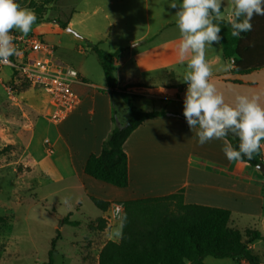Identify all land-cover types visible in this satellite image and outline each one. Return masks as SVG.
I'll list each match as a JSON object with an SVG mask.
<instances>
[{"label":"crops","instance_id":"0c3cea01","mask_svg":"<svg viewBox=\"0 0 264 264\" xmlns=\"http://www.w3.org/2000/svg\"><path fill=\"white\" fill-rule=\"evenodd\" d=\"M228 3L230 10L227 18L219 17V20L229 22L234 0H228ZM222 8L221 14L225 12L223 5ZM220 25L231 28L229 24ZM260 34H264L262 22L256 27V37ZM145 36L130 40L133 47L118 48L123 49L120 58L115 61L118 87L133 84L147 86L146 89L128 90L133 95L134 107L142 112L164 111L167 114L145 121L125 142L123 148L129 162V186L117 188L84 173L87 159L92 154H100L103 142L115 128L113 118L115 112L119 114L118 107L122 100L114 99L109 94L106 81L93 80L96 78L89 76L80 63L72 65L80 73L81 80L73 84L80 103L62 123L55 124L50 120L45 104H28L23 98L24 101L20 99L12 101L13 105L20 108L27 117L24 154L28 164L42 179L54 182L75 180L76 188L82 191L85 198L89 199L90 195L110 202V208L106 212L100 210L101 214L96 218H106L111 209H115L113 214L118 210L122 211V204L126 201L167 196L181 189L185 190L186 204L226 208L231 210L233 215L238 212L258 218L264 217L263 170L253 168L244 162L228 161L223 152L224 146L229 144L226 138L212 139L203 145L198 142L199 129H191L187 121L176 116H184L183 113L170 108L175 103L183 104L185 85H175L174 87L179 90L175 95L152 93L155 92L153 82L152 79H146V75L172 68L170 75L177 76L173 67L181 64L177 55L179 38L136 51L141 42L134 43L142 41ZM238 39L239 37L234 39L235 55L229 58L231 66L228 67V72L213 74L211 82L216 86L218 93L224 96L225 102L231 106H235L237 95H246L249 98L259 97L258 103L264 107V67L244 75L230 74L235 60L239 59L236 54ZM252 46V59L256 64H263L264 45ZM54 47L57 60L63 65L71 66L58 54L57 47ZM118 49L105 51L115 52ZM220 60L218 54L209 61L210 66ZM129 64L132 67H128ZM234 78L244 83L235 84L227 81ZM122 122L121 118V127ZM263 144L264 140L261 141V145ZM68 187L75 188L71 187V184ZM91 234L90 238L95 241L91 243L90 250L97 260L95 263L98 264L100 251L106 244V242L101 244V238L106 237L109 230L107 228L103 231L93 230ZM108 241L116 240L108 236Z\"/></svg>","mask_w":264,"mask_h":264},{"label":"rangeland","instance_id":"374dc122","mask_svg":"<svg viewBox=\"0 0 264 264\" xmlns=\"http://www.w3.org/2000/svg\"><path fill=\"white\" fill-rule=\"evenodd\" d=\"M17 2L32 11L35 6L42 10L44 21L34 24L28 34L43 38L56 46L58 54L65 58L71 67L78 63L83 65L88 75L96 78L93 80L106 81L96 53L88 49L84 39L91 40L99 44L100 48L109 51L125 46L133 47L130 40L148 34L142 41L134 43L141 42L136 51H142L151 45L180 38L175 16L179 8H171L170 0ZM220 2L225 8L220 18H227L230 10L228 0ZM57 21H69L68 28L74 32H69L68 28L63 29ZM219 26L222 46L213 44V47L206 46L205 50L207 61L220 54L221 60L211 66L213 74L226 72L231 66L230 59L235 55V37L231 35V28L220 23ZM186 63L173 67L177 72L174 77L170 75L172 68L146 75V79H152L155 89L152 93L175 95L179 90L174 86L182 84L186 86L183 91L185 97L187 85L180 79L186 71ZM131 64L128 67H132ZM226 64L229 66L224 70L223 66ZM10 72L9 68H4L0 73L3 80L0 82V149L9 145L13 147L9 153L0 157V264H48L54 238L56 244L52 256L53 264H96L95 255L90 250L91 243L95 240L90 238V235L93 227L99 225L96 217L101 211L76 188L75 180L54 182L42 179L28 164L24 154L27 117L12 101L20 99L28 104L48 105L49 96L45 90L34 87L10 93ZM167 74L169 76H166ZM170 108L183 113V104L175 103ZM69 184L75 188L71 189ZM113 210L115 209H111L107 217L103 218L109 234L106 235L107 238L102 236L101 244L108 241V236L116 241L119 238L120 219L115 217ZM65 217H69L70 221H78L79 226L64 225L62 219ZM233 217L232 226L241 233L250 228L257 229L264 235V217L258 218L238 212L234 213ZM255 243L254 248L253 245L251 248L263 264L264 239ZM204 264L247 263L243 260L216 259L209 256L205 258Z\"/></svg>","mask_w":264,"mask_h":264},{"label":"trees","instance_id":"16d2710c","mask_svg":"<svg viewBox=\"0 0 264 264\" xmlns=\"http://www.w3.org/2000/svg\"><path fill=\"white\" fill-rule=\"evenodd\" d=\"M34 8L37 20L44 21L42 10ZM223 8L221 9V13ZM217 23L229 24L225 20ZM264 23V16L254 15L252 30L242 33L237 41L236 59L230 72L233 76L248 74L264 67L252 59V45H264V34L256 37L258 23ZM67 29L70 22L57 21ZM15 30V29H13ZM18 31V30H16ZM88 48L94 51L103 68L109 94L115 99L120 98L125 104V118L120 126V115L115 112L113 122L115 128L103 142L100 154H92L86 161L84 173L98 181L117 188L129 186V162L124 151V144L130 135L145 121L166 116L164 111L142 112L134 107L133 95L129 89H146L142 84L118 87L115 61L120 58L123 49L106 52L88 39H84ZM229 82L243 84L238 78ZM25 84L23 88L27 89ZM24 90V89H23ZM185 120L184 116L176 115ZM124 125V126H123ZM229 144L238 150L239 140L233 136L226 138ZM13 149L6 146L0 149V157ZM238 162L247 163L256 168L262 163L261 151L253 154L252 159L246 157ZM264 175V169H263ZM185 190L161 197H148L126 201L122 204L120 216L121 235L118 241H108L100 251L98 264H204L206 257L216 259H232L245 261L247 264H262L251 246L264 239L257 229H246L241 233L233 228V213L226 208L186 204ZM91 202L102 212H106L111 203L94 196H88ZM99 225L94 230L105 229V219L98 218ZM62 223L78 227V221H70L69 217ZM56 238L52 241L48 264H53ZM264 264V263H263Z\"/></svg>","mask_w":264,"mask_h":264},{"label":"clouds","instance_id":"9594fccd","mask_svg":"<svg viewBox=\"0 0 264 264\" xmlns=\"http://www.w3.org/2000/svg\"><path fill=\"white\" fill-rule=\"evenodd\" d=\"M170 7L179 8L176 26L180 33L177 55L186 63L182 79L187 85L183 100V115L191 129L198 128V142L203 145L212 139L230 135L239 140L238 150L226 144L223 152L228 161L249 160L261 149L264 140V107L259 97L237 95L235 106L225 102L211 82L210 62L205 58L206 46L220 45L221 27L216 21L221 16L220 0H170ZM254 15L264 16V0H234L229 20L231 35L240 37L252 30ZM37 20L34 11L22 7L17 0H0V63L21 53L13 44L11 32L18 30L25 36ZM229 65H224L227 70ZM185 264H190L187 260Z\"/></svg>","mask_w":264,"mask_h":264},{"label":"built area","instance_id":"2783aa9c","mask_svg":"<svg viewBox=\"0 0 264 264\" xmlns=\"http://www.w3.org/2000/svg\"><path fill=\"white\" fill-rule=\"evenodd\" d=\"M11 35L14 46L21 54L9 57L7 63H0V73L4 68L11 71L8 91L22 92L25 84L28 88L45 90L49 96L47 107L50 120L55 124L62 123L80 103L73 88V84L81 80L80 73L77 69L58 62L55 47L45 39L33 34L25 36L16 30H12ZM2 81L0 78V82ZM260 151L264 163V145H261ZM120 216L121 211L115 212V217Z\"/></svg>","mask_w":264,"mask_h":264},{"label":"water","instance_id":"95a60500","mask_svg":"<svg viewBox=\"0 0 264 264\" xmlns=\"http://www.w3.org/2000/svg\"><path fill=\"white\" fill-rule=\"evenodd\" d=\"M69 32H74L71 28H68L67 29ZM124 110H125V104L123 103V102H120L119 103V107H118V112H119V114L121 115V118L122 119H124L125 118V112H124ZM124 126V125H123ZM257 169H259V170H263L264 169V163H261L258 167H257Z\"/></svg>","mask_w":264,"mask_h":264}]
</instances>
